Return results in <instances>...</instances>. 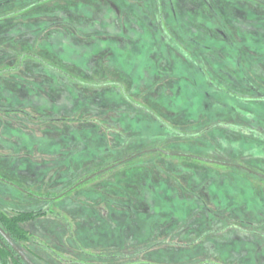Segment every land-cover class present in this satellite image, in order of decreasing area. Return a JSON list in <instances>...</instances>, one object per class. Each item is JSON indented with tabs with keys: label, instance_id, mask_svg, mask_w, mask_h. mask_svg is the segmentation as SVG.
<instances>
[{
	"label": "rangeland",
	"instance_id": "obj_1",
	"mask_svg": "<svg viewBox=\"0 0 264 264\" xmlns=\"http://www.w3.org/2000/svg\"><path fill=\"white\" fill-rule=\"evenodd\" d=\"M25 53L123 88L84 87L31 59L18 65ZM252 95L259 99H245ZM219 122L228 125L197 136L173 131L193 134ZM154 147L264 171V0H0V176L22 188L0 180V211L46 212L19 223L38 243L17 242L25 255L36 264H117L116 252L184 240L193 236L188 225L213 222L206 211H217L222 198L211 185L243 171L156 152L77 184ZM125 199L149 210L146 218L119 214ZM189 212L196 214L189 224L178 222ZM202 213L209 221L197 220ZM233 236L240 235L186 251L160 246L154 256L237 264L227 245ZM257 256L264 258V246ZM5 264L15 263L6 257Z\"/></svg>",
	"mask_w": 264,
	"mask_h": 264
},
{
	"label": "trees",
	"instance_id": "obj_2",
	"mask_svg": "<svg viewBox=\"0 0 264 264\" xmlns=\"http://www.w3.org/2000/svg\"><path fill=\"white\" fill-rule=\"evenodd\" d=\"M26 59H31L34 61H37L40 65H42L44 68H47L57 74L62 75L64 78L68 79L71 82L77 83L81 86L84 87H89V88H99V87H119V88H123V86L121 84H118L114 81H90L87 80L85 78H82L80 76H77L75 74H73L72 72L64 69L61 66L56 65L55 63H52L50 61L45 60L44 58L38 56L37 54H32V53H25L22 54L19 57V62L18 65L21 64V62H23ZM17 67V66H16ZM12 68L13 70L16 69ZM10 69V70H12ZM245 99H250V100H257L259 98L250 96V98H245ZM130 100V98H129ZM136 104V103H135ZM141 109H145L143 108L141 105H138ZM228 125V123L225 122H219V123H215L212 124L204 129L199 130L196 133H184V132H180L177 130H173L174 133L176 135L179 136H197L200 135L201 133L205 132L206 130H210L216 127H222V126H226ZM240 128L242 130H249V128L245 127V126H240ZM162 153L164 154L166 157L169 158H176V159H183V160H188V161H192L201 165H206V166H211V167H215V168H221V169H236V170H240L243 171L244 173H251L254 175L258 176V180L262 181L264 183V171H258L256 169L257 166L252 165V164H247L246 162L243 161H238V160H231L229 158H226L224 156H219V157H215V156H207V155H203L201 153H192V152H176V151H168L165 149H162L160 147H154V148H145V149H140L137 151H134L132 153L127 154L125 157H122L118 160H115L114 162L106 165L105 167H101L98 168L97 171L93 172L92 174H90L89 176H86L85 178L80 179L77 184H81V183H87L89 182V180H91L92 177L94 178H101L103 175L110 173L111 171L115 170V169H121V168H125V167H129L130 165L136 163L138 160H140L141 158H143V156L149 154V153ZM2 177V176H1ZM6 181L10 182V180H7L5 177H3ZM76 184V185H77ZM51 197H55L54 195ZM132 201H130L129 199H125V201L120 202V206L124 207L121 208L118 205V209H119V214H124V216H126V218H130L129 220H134L136 222H140L141 218L143 219L144 217L146 218L147 213L146 212H141L139 211V208H135L132 203ZM202 203V202H201ZM203 205V204H201ZM206 205V204H205ZM121 209H120V208ZM117 208V206H116ZM203 211V210H202ZM209 214H211V216H213V222L209 223V224H200L195 226V228H193L192 225H188L187 228H189L188 230L193 231V236L189 237V236H184L181 235L183 237L184 240H179V239H175V240H171L169 238H162L161 239H157L155 241H148L145 244H142V246L139 248V250H134L136 247L132 248L133 251H123L121 250L120 252H108L110 255V257L113 255L111 253H115V257L117 258L116 260L121 259L120 263L117 264H171L169 262H167L166 260H170L172 262L171 259H168L166 257L161 258V260H159L158 258H155V253L158 249H160V246H167V248L169 249H173V251L177 252V251H182V250H189L191 247H208V245H218V241L222 240L224 241L223 243H225V239H227V235L229 237V232L230 231H237L238 235H240L238 238H235V236H233V238H230V240L228 241L227 245L232 248L231 250L229 249V251H231V254L234 253L235 255H237L240 263L237 264H247V261H251L249 263L251 264H264V258H260V256L258 257L257 254L260 253V249L262 248V246H264V214H261L263 216H258V214H253V213H247V214H242L236 211H226V212H218L214 211L209 212L206 211ZM215 213V214H212ZM226 213V214H224ZM46 212L44 211H17L15 213H13L12 215H6L3 212L0 211V229L3 232H6L10 238L14 241V242H33L35 239L32 238L31 234H29L28 232L22 230L19 226V223L21 222H25L27 220H32L34 218L37 217H42L43 215H45ZM189 215V216H188ZM190 212L187 214V217H181L179 218L178 222H182L185 224H189L191 221V219L193 220V217L196 214L191 215ZM206 219V220H204ZM209 217H205L204 213H202L197 220H201V221H209ZM152 220V219H151ZM162 220L163 223H161L162 226H166V217L160 219ZM196 220V221H197ZM157 222V221H156ZM180 222V223H181ZM215 224V225H214ZM207 225L214 227V231L208 230V232H204L202 228H206ZM176 225L174 224V227ZM199 228V230H198ZM211 234H220L222 236V238L218 237V236H214L211 237ZM228 233V234H227ZM190 234V233H189ZM192 234V233H191ZM165 235V234H164ZM223 235H225L223 237ZM2 234L0 232V238H1ZM180 237V234L178 235ZM177 236V238H178ZM144 243V242H143ZM9 247H11V249H9L8 245L5 244V246L0 242V264H5L6 261V257H10L11 260L16 263V264H20L23 260L22 258H16L14 256L15 254V250L13 249V247L11 246V244L9 243ZM139 245V244H138ZM237 246V248H236ZM107 248V246H105ZM122 247V246H121ZM7 248L9 250H7ZM117 248V247H116ZM166 248V249H167ZM122 249V248H121ZM131 249V248H130ZM157 249V250H155ZM106 250H109V248H107ZM105 250V251H106ZM107 252V251H106ZM190 252V251H189ZM17 253V252H16ZM142 254H145V258L139 259L138 257ZM196 254V253H195ZM169 256V255H168ZM189 259V262L191 264H226L225 262H228V260H221L222 263L220 262H216L214 260H208L207 258H205V260L202 261V259H200L199 256L193 255V256H187ZM226 257V256H225ZM228 259H230L228 256L226 257ZM234 260V259H231ZM261 263H259V261H261ZM122 262V263H121ZM247 262V263H246ZM175 261H173L172 264H174ZM230 264V260L228 262Z\"/></svg>",
	"mask_w": 264,
	"mask_h": 264
},
{
	"label": "crops",
	"instance_id": "obj_3",
	"mask_svg": "<svg viewBox=\"0 0 264 264\" xmlns=\"http://www.w3.org/2000/svg\"><path fill=\"white\" fill-rule=\"evenodd\" d=\"M230 178L228 179L229 177ZM237 176L236 178H234ZM227 177L228 181L227 183H221V184H214L211 185L210 191H212V194H215L214 189H218V192L216 193V196H220L222 201L217 203L214 202L215 209L217 211H236L242 214L247 213H253L258 214V216H263L261 214H264V189L262 186H256L253 184V181L255 179H258L257 175L251 174V173H244V174H230L225 175ZM223 181V179H221ZM225 180V179H224ZM243 180L244 183H240V181ZM226 181V180H225ZM227 186L224 187V186ZM254 185L256 187H259L260 189L256 191V188H253ZM204 191H208V187ZM226 194V195H225ZM214 211V209H212ZM141 212H148L149 210H140ZM216 211V210H215Z\"/></svg>",
	"mask_w": 264,
	"mask_h": 264
},
{
	"label": "flooded vegetation",
	"instance_id": "obj_4",
	"mask_svg": "<svg viewBox=\"0 0 264 264\" xmlns=\"http://www.w3.org/2000/svg\"><path fill=\"white\" fill-rule=\"evenodd\" d=\"M0 180L6 182V183H8V184H11V185H13V186H16V187L19 188V189H22L21 187L15 185L14 183L6 181V180H5L3 177H1V176H0ZM26 192H27V191H26ZM28 193H30V192H28ZM30 194H31V193H30ZM1 212H2V211H1ZM4 233H5L7 236L5 237L4 235H2L1 238H0V242H1L4 246H5V244H7L8 247H9L8 240H10L12 243H14V245H15V246H16L21 252H23V251H22V248H21L20 246L18 247V243H17V242H14L6 232H4ZM20 243H21V242H20ZM33 243H34V244H38V243L36 242V239L33 241ZM9 249H11V247H9ZM9 249L7 248V250H9ZM23 254H24V253H23ZM14 256H15L16 258H20L19 254L16 253V252H15ZM26 257H27V258H28L33 264H36V263L33 262L32 258H30V257L27 256V255H26ZM20 259H21V258H20ZM22 260H23V259H22ZM35 260H36V259H35ZM15 264H16V263H15ZM20 264H27V263L23 260Z\"/></svg>",
	"mask_w": 264,
	"mask_h": 264
},
{
	"label": "water",
	"instance_id": "obj_5",
	"mask_svg": "<svg viewBox=\"0 0 264 264\" xmlns=\"http://www.w3.org/2000/svg\"><path fill=\"white\" fill-rule=\"evenodd\" d=\"M0 232L2 235H4L5 237L7 236L1 229ZM9 243L11 244V246L13 247V249L19 254V256L27 263V264H33L27 257L25 254H23V252H21L15 245L14 243H12L10 240H8Z\"/></svg>",
	"mask_w": 264,
	"mask_h": 264
}]
</instances>
